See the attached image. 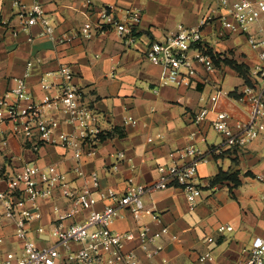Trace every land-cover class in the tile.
I'll list each match as a JSON object with an SVG mask.
<instances>
[{
    "label": "crops",
    "instance_id": "crops-1",
    "mask_svg": "<svg viewBox=\"0 0 264 264\" xmlns=\"http://www.w3.org/2000/svg\"><path fill=\"white\" fill-rule=\"evenodd\" d=\"M87 1L92 3V22L96 21L98 11L109 5L141 11L136 42L125 44L113 30L88 40L78 36L89 21L85 16L89 12ZM216 3V0H0V94L14 88V80L25 76L27 64L32 61L27 91L30 102L40 103L46 94H57L56 89L49 92L42 89V78L67 65L76 76L75 85L104 116V133L96 155L91 158H79L73 151L44 143L35 149L18 137H9L8 149L0 156V189H6L4 175L19 172L23 164L55 165L68 173L75 188L81 190L88 185L93 190L94 204L64 221L66 225L82 223L91 212L102 211L110 204L101 192L108 189L124 192L130 178L139 184H154L158 167L170 164V153L191 143L195 117L208 109L209 116L202 124L206 142L197 143L207 159L198 167L201 199L192 206L184 192L174 187L146 195V207L161 215V223L144 217L141 224L148 226L152 234L168 230L149 248L155 251L160 246L162 250L150 256L140 240H135L126 244L125 251L135 254L139 264H243L252 240L264 238V135L246 149L227 147L224 137L210 128V121L217 113L227 112L234 122H248L249 103L243 97L249 85H245L235 65L250 69L251 86H262L254 75L255 68L261 65L259 52L249 47L246 37L232 35L215 20L203 27L202 32L219 65L208 72L195 62L198 74L191 87H163L166 70L146 58L153 43L175 36L179 27L197 28ZM36 4L43 6L53 19L54 40L41 36L40 26L23 28V7ZM64 35L66 41L60 42ZM48 82L56 84L58 80L50 77ZM214 96L216 101L212 100ZM125 119L137 124H125ZM5 129L9 131L10 126ZM119 154H124V158H119ZM77 167L85 177L74 172ZM93 172L99 174V190L90 184ZM220 173L236 179H223L212 185ZM39 205L42 219L31 225L32 237L45 246L50 240L38 236L35 229L41 226L50 230L59 215L69 211L70 202L56 191L51 198L40 199ZM123 214L124 218L113 226L121 234L138 227L129 213ZM221 225H229L233 231L219 234L217 229ZM15 233V224L7 223L2 232L0 264L9 252L20 249ZM206 254L211 256L203 259Z\"/></svg>",
    "mask_w": 264,
    "mask_h": 264
},
{
    "label": "built area",
    "instance_id": "built-area-1",
    "mask_svg": "<svg viewBox=\"0 0 264 264\" xmlns=\"http://www.w3.org/2000/svg\"><path fill=\"white\" fill-rule=\"evenodd\" d=\"M216 1L215 7L197 28L179 27L175 36L153 43L146 51V58L151 64L166 70L161 82L163 87H191L198 74L195 62L208 72L216 70L203 36V27L216 20L232 35L246 37L249 47L259 52L261 65L255 68L254 75L263 84L244 89L243 100L249 103V120L234 122L229 113L220 112L210 121V128L224 137L227 147L246 149L264 135V0ZM91 5V1H87L89 12L85 16L89 21L79 30L78 36L88 40L113 30L125 44L136 42V32L142 21L141 11L109 5L102 7L96 21L92 22ZM23 9L24 29L40 26L41 36L55 39V23L43 6L36 4L31 8L24 6ZM64 41L65 35L60 39V42ZM33 66L34 62H29L25 76L14 80L13 89L0 94V156L6 153L9 137L13 136L35 149L39 143H44L73 151L79 158L94 157L100 136L104 133V116L94 109L83 90L75 85L76 76L67 65L41 80L44 91L56 89L57 94H46L40 103L30 102L27 80ZM50 77H55L58 83H49ZM212 100L216 101L217 97L214 96ZM209 113L208 109H203L196 115V128L190 135L191 143L170 153L171 163L158 167V178L154 184L143 185L130 178L124 192L113 189L101 192L102 198L110 204L102 211L91 212L82 223L66 225L64 221L94 204L93 190L88 185L81 190L75 188L68 173L55 165L41 167L26 163L19 172L4 175L6 189H0V244L4 242V228L12 222L16 226L15 235L20 249L9 252L3 264H139L135 254L125 251L126 244L135 240H140L142 248L149 251L150 256L160 253V246H156L155 251L149 248L168 230L165 228L159 234H152L148 226L141 224L144 217L161 223V215L146 207L145 196L174 187L184 192L192 206L201 199L203 191L197 177L198 167L207 159L197 143L206 142L202 124ZM125 124L136 125L137 122L125 119ZM7 125L10 126L9 131L5 129ZM118 157L124 158V154ZM74 172L79 177H85L79 167ZM89 179L92 187L99 190V174L93 172ZM56 191L70 202V208L65 215H59L50 230L41 226L35 229L38 236H47L50 240L49 244L40 246L32 237L31 225L42 219L39 200L51 198ZM124 212L132 216L138 227L121 234L115 232L113 226L118 219L124 218ZM217 231L225 234L233 231V228L221 225ZM210 256L206 254L203 259ZM243 264H264L263 237L252 240Z\"/></svg>",
    "mask_w": 264,
    "mask_h": 264
},
{
    "label": "trees",
    "instance_id": "trees-1",
    "mask_svg": "<svg viewBox=\"0 0 264 264\" xmlns=\"http://www.w3.org/2000/svg\"><path fill=\"white\" fill-rule=\"evenodd\" d=\"M209 54L211 55V57H212V59H213V61H214L215 66H218L220 61L217 59V57L213 54V52H212L211 50H209ZM230 63L235 65V63H233V62H230ZM235 68H236V70L240 73V75L243 77V79H244V81H245V85H249V86H251V80H250V78H249V75H250V69H249L247 66H245V65H235ZM223 179H229V180H233V181H235L236 177H233V176H227V175L224 174V173H220V174L217 176L216 180L212 182V185H213L214 183H216V181H217V182H220V181H222Z\"/></svg>",
    "mask_w": 264,
    "mask_h": 264
}]
</instances>
